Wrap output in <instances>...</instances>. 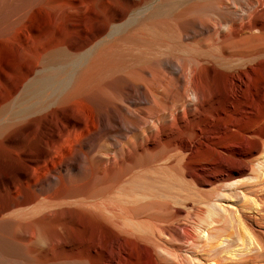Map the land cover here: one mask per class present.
Segmentation results:
<instances>
[{
	"label": "bare ground",
	"instance_id": "6f19581e",
	"mask_svg": "<svg viewBox=\"0 0 264 264\" xmlns=\"http://www.w3.org/2000/svg\"><path fill=\"white\" fill-rule=\"evenodd\" d=\"M97 1L0 0V264H264V0ZM86 155L110 175L77 179ZM162 160L228 184L210 237L123 215ZM167 241L200 245L170 262Z\"/></svg>",
	"mask_w": 264,
	"mask_h": 264
},
{
	"label": "rangeland",
	"instance_id": "374dc122",
	"mask_svg": "<svg viewBox=\"0 0 264 264\" xmlns=\"http://www.w3.org/2000/svg\"><path fill=\"white\" fill-rule=\"evenodd\" d=\"M104 1L105 0H98L97 1L98 4L96 3V9L104 8L106 6ZM107 1H109L112 4L114 0H107ZM207 1L208 0H203V2H202L200 0L199 2L204 3ZM183 7H185V5L182 6V8ZM186 55L187 54L185 52H182L179 54L180 57H183V56L186 57ZM102 84H103V82H102ZM102 84H101V81L99 82V80H96L95 82L94 81H89V82L86 81V82H84V85H82V87H81L82 90L80 93H81V95L87 94V93L89 94V93L96 91V90L98 92H100L103 89ZM97 85H101V86H97ZM100 88H102V89L100 90ZM93 89H95V90H93ZM85 92H87V93H85ZM106 139H107V137H104L102 139V142H104L106 145L108 144L107 152L98 153L99 155L103 156L104 158L119 154V152L122 151V148L126 146L125 143H127V137L126 136L124 138H116L117 145H119V146H117L115 148ZM105 141H107V142H105ZM90 157H91L90 155H86L83 157V163H82L83 170H82V173L80 175L76 176V178L80 179V180H83V179L87 180V177L92 175L91 176V178H92L91 183H98V182H100V180H102L103 177H105V175H107V177L110 175V169L108 168V165L106 163H103L101 161L97 160V161H95V163L92 162ZM162 161H160L161 163L158 162V163L154 164L153 168L144 169V170H136V172H135L136 174H132L131 181H128V182L126 181V183L124 182L122 184V189H123L124 193L122 192V194H120L121 196L119 195V197H121L120 200L122 201L121 203L123 204L121 206V208L124 206V208H122L123 213H124L123 215H126V214L132 215L133 214L132 216L134 218H137V219L139 218L138 220H140V219L141 220L153 219L150 221H153L155 223H157L159 221L158 223L166 224L167 226H170V228L173 225L175 227V230L176 231L178 230L177 232L181 233L183 236L191 234L195 237L198 236L199 238H201V237L205 238L206 235H208L207 237H210L212 235V233L214 234L215 228H217L216 227L217 225L215 223H216L218 215L220 214V216H222L223 218H226V219L229 218L227 211L225 212L226 209H224L225 208L224 206L227 204L226 203L227 201L219 199L221 196L220 193L223 194L224 198L227 197L228 190L226 189L227 188L226 185H228V184L222 183V184H216L213 186H205V187L199 186L195 183L192 184V181L188 176H184V174H181L180 172H177L175 170L164 169L163 167H164L165 161L164 160H162ZM177 161L178 160H175L173 163H176ZM159 165H160V167H159ZM95 178H97V179H95ZM221 186L226 187V188L224 189ZM149 189H151V190H149ZM174 189L177 191H175ZM183 189H185V191ZM161 190H163L164 194ZM182 190H183V192H182ZM167 191L169 193L172 192V195L175 196L173 198H176L177 195H181V197H182V195L185 196L186 194L184 195V193L186 192V193H188L187 195L189 197L187 195L186 196L189 199L187 198L188 200H186L185 199L186 196H185V198L182 197L183 199L179 200L180 203H179V201L178 202L176 201V204H174L175 199H174V201H172L173 199L169 196L171 193L167 194V196H169V197H167L165 195V193ZM175 192H178V193L176 194ZM190 192H191V194H190ZM202 193H203V195H200ZM109 194H110V192H109ZM109 194L104 195L105 197H103L102 199L96 200L95 203L97 205L100 204L99 206L103 207L102 209H105L104 207H106V206L112 207L113 201L111 199V194L110 195ZM204 194H207V196L205 197ZM127 198H129V199H127ZM251 199L253 200L252 201L253 205L255 204V206H257V207H258V204L260 206L263 203V200L260 199V197H258V198L252 197ZM110 202H111V204H109ZM131 208L132 209L136 208L137 212L135 210L132 211ZM127 210H128V213H127ZM24 211L25 212H23V214L24 215L27 214L28 211H26V210H24ZM135 212H136V214H135ZM21 213L22 212H20V214ZM162 217H163V219H161ZM251 217H253L254 219ZM251 217H250L251 221H248V224L252 227V230L255 232V234H257L258 236H262V238L264 240V237H263L264 236V233H263L264 232V223H262L259 220V217L256 214H252ZM155 218H156V220H155ZM256 222H257V224H256ZM214 225H216V226H214ZM176 227H178V228H176ZM181 243H176L174 241H172V242L167 241V243L162 244L163 247L165 248V250L167 249L166 251L167 252L169 251V254L167 256L168 261H170V262L176 261L177 256L185 259L188 255L186 253V250L195 249L196 247H199V245H200V244H196V243L194 245V244L189 243L188 241H185L182 244ZM201 243H202V241H201ZM195 261L196 260H193V262H195Z\"/></svg>",
	"mask_w": 264,
	"mask_h": 264
}]
</instances>
